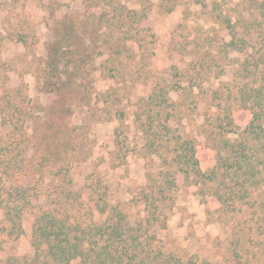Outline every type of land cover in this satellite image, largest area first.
<instances>
[{"label":"rangeland","instance_id":"374dc122","mask_svg":"<svg viewBox=\"0 0 264 264\" xmlns=\"http://www.w3.org/2000/svg\"><path fill=\"white\" fill-rule=\"evenodd\" d=\"M119 1L144 15L135 40L121 43L119 55H104L81 74L74 124L76 141L88 156L72 168V184L53 173V166L43 178L23 180L33 207L24 215L18 239L3 232L7 225L0 211L2 260L34 255L36 218L49 202H64L71 189L78 193L84 224L91 217L98 224L106 220L108 213H100L98 201L106 204L107 212L111 208L126 214L135 226L146 216L140 194L150 184L148 174L154 180L169 169L161 156L168 155L171 162L172 154L162 144L170 145L173 135L193 141L201 169L210 170L216 165L214 144L225 138L236 141L251 121L244 103L254 94L258 100L264 98V29L247 0H114V4L120 6ZM110 3L0 0V153L19 142L23 155L15 159L18 171L26 168L22 160L32 158L34 149L27 139L14 141L10 135L14 125L18 133L24 129L31 136L34 121L47 116L56 98L43 88L42 79L54 21L87 10L109 14ZM225 19L237 25L249 47L240 51L227 47L232 36ZM156 104L163 109L150 129L148 114ZM262 116L264 123V110ZM4 118L10 122L4 124ZM25 118L30 120L26 125ZM231 120L237 127H229ZM149 139L160 145L150 147ZM216 180L208 184L192 171L189 177L177 174L176 192L161 216L165 226L153 227L163 251L195 264H264V185L254 190L234 176H223L219 191L225 195V188L226 192L231 188L235 200L226 196L224 203L215 196ZM245 190L251 197L238 198Z\"/></svg>","mask_w":264,"mask_h":264},{"label":"trees","instance_id":"16d2710c","mask_svg":"<svg viewBox=\"0 0 264 264\" xmlns=\"http://www.w3.org/2000/svg\"><path fill=\"white\" fill-rule=\"evenodd\" d=\"M247 1L248 7L257 11L258 24L263 30L264 0ZM119 5L116 6L114 0H111L107 11L109 14L98 15L95 10H87L84 14H69L54 21L53 38L48 46L42 79L43 88L46 87L56 98L52 101L47 116L34 121V132L31 136H27L24 129L23 133H18L17 125H14L10 134L14 141L20 138V141L27 139L31 143L34 149L32 158L27 159L25 153L27 161L23 158L22 161L27 166L18 171L15 159L23 155L22 148L20 150L18 146L19 142L14 147L10 144L7 152L0 153V211L7 225L3 232L11 239H18L23 234L24 215L33 207L32 196L28 195L30 188L22 184L23 180L27 176L43 178L50 171L49 167L53 166V173L66 177L68 183L72 184V168L88 156L85 146L81 147L76 141L74 124L73 107L77 101V88L82 81L81 74L84 68L98 58L119 55L121 43L135 40L139 31L138 20L144 15V12L140 15L138 11L129 9L120 1ZM224 21L232 36L226 44L227 47L233 51L249 47V42L236 31L237 25H233L228 19ZM257 96L254 94L252 100L244 103L252 119L241 133L238 132V139L232 141L225 138L214 144L216 165L210 170L201 169L193 141L181 140L173 135L170 145L167 143L166 146H160H164L167 153L172 154L171 162L168 155L161 156L164 165H168L169 169L161 171L154 180L152 173L148 174L150 184L140 194L142 202L145 203L146 216L135 226L131 225L126 214L111 208L107 212L106 204L101 206L98 201L96 205L100 213H108L106 220L98 224L91 217L89 222L87 220L88 224H84L79 214L81 209L77 206L78 193L71 189L64 202H49L36 218L32 232L34 255L9 256L5 260L0 259V264H73L77 260L81 264H195L174 258L163 251V243L158 240L153 227L156 224L165 226L166 222L161 220V216L164 215L167 201L176 192L178 173L183 172L189 177L192 171L199 179L207 180L208 184L217 179L215 196L224 203L227 202L224 199L226 196L233 203L235 200L231 188H227L229 192L225 188V195L220 193L218 183L223 176H234L241 181L243 187H254V190L264 185V98L258 100ZM257 100L259 111L255 106ZM162 109V105L156 104L154 110L149 112L150 129H153L154 116L160 115ZM28 121L29 118H25L24 124ZM9 122L4 118V124ZM234 126V120H231L229 127ZM150 137L151 134H148V138ZM148 144L156 147L158 142L156 139H149ZM156 149L155 153L159 154L160 148ZM247 192L245 190L238 198L249 199L252 194Z\"/></svg>","mask_w":264,"mask_h":264}]
</instances>
